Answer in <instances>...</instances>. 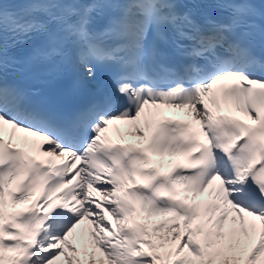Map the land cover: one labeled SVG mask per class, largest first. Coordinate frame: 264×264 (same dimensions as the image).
Returning <instances> with one entry per match:
<instances>
[{
  "label": "snow or ice",
  "instance_id": "6c2138e0",
  "mask_svg": "<svg viewBox=\"0 0 264 264\" xmlns=\"http://www.w3.org/2000/svg\"><path fill=\"white\" fill-rule=\"evenodd\" d=\"M0 264H264V0H0Z\"/></svg>",
  "mask_w": 264,
  "mask_h": 264
}]
</instances>
